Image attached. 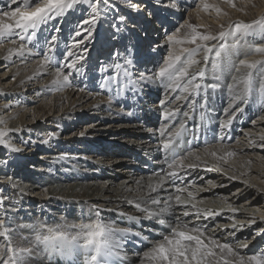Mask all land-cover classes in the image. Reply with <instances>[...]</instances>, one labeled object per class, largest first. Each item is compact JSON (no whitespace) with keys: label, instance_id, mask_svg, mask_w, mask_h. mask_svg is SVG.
Instances as JSON below:
<instances>
[{"label":"bare ground","instance_id":"bare-ground-1","mask_svg":"<svg viewBox=\"0 0 264 264\" xmlns=\"http://www.w3.org/2000/svg\"><path fill=\"white\" fill-rule=\"evenodd\" d=\"M194 1L177 0L180 7L171 9L157 5L155 0H101L99 19L92 25L84 21L92 18L94 0H80L64 15L41 24L32 39L19 29L0 35V70L8 67L0 75V121H3L0 128L11 130L7 140L23 144L20 151L0 145V198L3 199L0 218L5 219L8 227L88 223L97 218L98 208L99 217L117 228L129 225L117 211L151 217L137 231L147 242L141 243L142 250L127 254L125 264H140L143 251L160 240L158 236L168 235V230L177 224H187L189 229L200 228L206 242L211 237L221 244H229L240 256L264 250V140L261 139L264 100L258 92L259 77L254 82L253 94L245 103L234 102L243 88V85L229 87L233 83L232 76L236 75L234 71H225L219 82L211 75H206L203 81L199 78L193 81L204 85L219 83L216 89L204 91L202 88L199 95H189L182 88L173 91L159 81H143L132 95L128 94L129 88L117 94L118 86L123 88L126 81L101 86L105 77L115 75L110 65L123 63V58L116 60V51L126 55V50L131 49L135 78L138 72L151 76L170 51L192 47L185 44L170 48L167 39H158L161 32L169 31L174 25L178 24L173 32L185 21L203 24L215 34L221 31V24L227 28L230 22H248L264 14V0H236V8L222 0H208L209 4L223 10L219 15L214 9L204 11L200 0L195 4ZM130 3L138 4L139 9L131 8ZM33 6L25 9L21 0L17 3L0 0V19L14 23L2 13L16 7L31 11ZM241 8L244 11H239ZM225 12L227 15L223 14ZM121 15L127 18L128 25L117 32ZM31 31L29 29L28 34L31 35ZM53 36L55 41L51 39ZM67 40L71 41L68 46ZM25 43L40 54L44 51L42 58ZM228 43H232L231 38ZM242 43L244 46L232 57L234 62L237 58L239 61L264 59V54L253 51L264 44V37L250 35ZM21 44L29 50L23 55L16 51ZM50 48L53 50L49 51ZM164 50L166 55L162 57ZM69 51L72 56H68ZM46 55L51 57L48 63H44ZM80 55L84 59L76 63V68L63 67L65 74L70 73L69 83L53 84L56 69L73 63ZM200 56L203 57V53L195 59L201 63L194 65L190 73L203 66ZM213 58L209 57V69ZM102 68L106 71H101ZM9 78V82H3ZM181 84L188 85V78ZM49 92L54 95L47 98L45 95ZM32 94L43 96L42 103H35L38 98L30 103L27 95ZM185 96L187 99L183 98ZM204 99L215 111H220L218 118L222 121L231 118V121L236 119L246 124L238 129L236 140L220 139L210 146L187 152L182 156L183 167L176 163L180 157L167 164L161 153L164 144L152 139L157 134L156 122L146 127L136 116L140 110L145 115L154 113V108L160 105H165L166 111L190 112ZM251 117L253 120L247 125ZM27 137L31 139L27 141ZM36 149L41 151L40 155H35ZM211 151H216L217 155H211ZM228 152L235 155H226ZM137 154H148L152 163L165 165L163 173L155 174L154 169L138 161ZM174 164L175 167H169ZM189 164L197 167H188ZM173 171L176 177L168 175ZM177 195L184 203H176ZM153 199L159 203L153 204ZM165 208L168 210L161 212ZM205 210L217 214L205 216ZM161 219L164 224L159 223ZM21 236L34 239L31 230L17 229L13 233V246H30ZM4 244V238L0 237V255H4ZM245 244L247 247H240ZM36 248L37 254L30 258V264H48L41 253L43 246ZM124 248L122 243L121 249ZM228 259L235 260V257Z\"/></svg>","mask_w":264,"mask_h":264},{"label":"snow or ice","instance_id":"snow-or-ice-1","mask_svg":"<svg viewBox=\"0 0 264 264\" xmlns=\"http://www.w3.org/2000/svg\"><path fill=\"white\" fill-rule=\"evenodd\" d=\"M13 3H17V0H12ZM25 9L32 6L31 11H21L20 7H16L12 11H6L2 13L3 17H9L14 20V23H5L0 19V35L13 32L15 29H19L25 34L31 29V35L28 39H32L36 36V29L46 23L48 20L65 14L66 10L73 8L80 0H21ZM223 3L228 4L232 8H236V0H222ZM157 5L164 8L177 9L180 5L177 0H155ZM101 0H95L92 4V18L84 21L85 24L95 25L99 19ZM200 5L204 11L214 9L217 15L222 13V9L216 4H209L208 0H200ZM129 6L134 9H139V5L130 3ZM239 11H244L243 8ZM227 15V13H223ZM151 15V13H149ZM120 27L117 28V32L124 30L128 21L123 15L119 17ZM208 26L203 24H193L189 21H185L179 28L176 29L171 35H168L166 43L170 48L174 45H192V47H181L179 50H172L169 52L168 58L164 60L163 64L159 66L158 70L153 72L151 76L138 72L136 77L133 78V69L135 67L133 54L131 49L126 50V55L119 51L115 52L116 60L123 58V63L114 62L110 67L114 68L115 75L105 77L102 87H108L113 82H123V88L118 86L117 94L128 88L130 85L135 87L139 86L143 81H159L166 85V88L173 91L181 89L189 95H199L202 88L204 91L207 89H216L219 83L202 84L193 83L198 78L203 81L206 75H211L213 79L219 82L221 75L225 71H234L236 75L232 76V85L230 88H234L237 85H243L242 93L237 95L234 99L239 100L242 103L247 102L249 96L253 94L254 82L259 77V96L261 100H264V59H241L236 64L232 57L244 46L242 42H245L250 35L259 34L264 37V14H261L259 18L251 21L237 20L230 22L228 27L225 28L223 24L220 25L221 31L213 34L210 30H207ZM205 29V30H201ZM58 32L59 29H56ZM91 36V31H89ZM77 36L80 32L76 33ZM23 39V37H21ZM231 38L232 43H228ZM52 41L56 40L53 36ZM216 41V43H210ZM222 41V43H221ZM54 48V45H53ZM53 49H49L52 51ZM21 55L24 51H29L23 44L16 49ZM256 53L264 54V44H261L253 49ZM203 53V66L199 67L195 73H190V69L194 65H199L200 60L195 59L197 55ZM71 51L68 52V56H72ZM214 56L211 62V69L208 68L209 57ZM84 59L83 55L77 56L76 60L68 65L58 67L56 69V76L53 80V84H67L69 83V74H65L63 67L76 68V63ZM51 57L45 56L44 63H48ZM79 71V70H77ZM101 71H106L102 68ZM185 78H188V85L181 84ZM191 89V91H190ZM187 99V97H183ZM175 111H165L164 116L166 118L175 115ZM237 111H243V109H237ZM3 121H0L2 124ZM231 124V118L225 123V127ZM183 125H181V129ZM10 129L3 127L0 128V145H4L12 151H20L19 148L11 144L6 139L7 133ZM19 131V129H17ZM84 133H80L83 135ZM173 135L179 136L180 132H176ZM264 140V136L261 137ZM47 143V141H45ZM173 145V140L170 138L167 140L163 147L169 149ZM211 155H217L216 151H211ZM190 155H192L190 153ZM226 155L234 156V152H228ZM199 158V157H197ZM223 159V157H220ZM184 157H180L177 160V164L183 167ZM176 165H169L170 168ZM188 167L195 168L196 164H189ZM170 177H176L175 171L168 174ZM9 182L11 178H9ZM13 186H17L13 184ZM160 184H157L159 187ZM151 187V185H150ZM153 191L156 188L152 189ZM23 191V189H21ZM177 191H181L177 189ZM176 203L181 204L184 201L180 196L175 197ZM153 204L159 203L158 200L153 199ZM3 206V199L0 198V207ZM196 207V205H192ZM168 209H161V212ZM199 211V209H197ZM235 211V209H233ZM188 213H185L187 215ZM217 213L205 210V216H212ZM97 218L88 223L79 224H57L54 226L37 223L29 225H17L16 228H10L6 225V221L0 218V237L5 240L4 255H0V264H30V258L37 254V245H42V251L49 254H56L69 259L75 258L73 264H112L113 259L119 256V249L122 248V238H125L130 229L117 228L112 224L105 223L99 217V209H96ZM151 218V217H149ZM160 224H164L165 221L161 219ZM17 229H29L34 235V239L30 237L21 236L22 240L28 241L30 246H13L12 238L13 233ZM139 235V233H136ZM204 234L200 228H188L187 224H177L176 227H172L168 235H163L162 238L151 244L147 250L143 251L140 264H264V250H260L250 256H240L239 253L232 248L229 244H221L211 237L203 238ZM144 239H147L146 237ZM240 247H247V245H240ZM217 249L219 251H217ZM235 257V260L228 259V257ZM6 257V259H5Z\"/></svg>","mask_w":264,"mask_h":264},{"label":"rangeland","instance_id":"rangeland-1","mask_svg":"<svg viewBox=\"0 0 264 264\" xmlns=\"http://www.w3.org/2000/svg\"><path fill=\"white\" fill-rule=\"evenodd\" d=\"M197 1L198 0H195L194 1V4L195 3H197ZM93 3H95V0H94V2ZM102 3V2H101ZM33 5H34V3H33ZM102 4H100V6H101ZM178 25V24H177ZM177 25H174L173 26V28H171L169 31L167 30H164L163 32H161L160 34H159V36H158V39L160 40V41H164V39H167V37H168V34H171V32H173L174 31V29L176 28V26ZM162 31V30H161ZM166 32V33H165ZM168 32V33H167ZM166 34V35H165ZM24 36L25 35H28V36H30V34H23ZM71 41H69V40H67L66 41V44H67V46L69 45V43H70ZM25 46H27L30 50H32V51H34L37 55H41L40 56V58H42V55L44 54V51H43V53L42 54H40L36 49H34L31 45H29L28 43H25L24 44ZM166 54H165V50L163 51V53H161V56L162 57H164ZM200 58H202V56H200ZM201 61V60H200ZM238 61V63H239V58H237L236 59V61L235 62H237ZM52 66V65H51ZM8 69V67H5V68H1V70H0V75L3 73V72H5L6 70ZM155 70H158V69H155ZM10 75V73L9 74H7V76H9ZM6 76V77H7ZM4 79H6V78H4ZM10 81V78H9V80H4L3 82H9ZM44 83V82H43ZM42 85H44V84H42ZM8 87V86H7ZM88 90V89H87ZM160 94V93H159ZM52 95H54V93H52V92H49V93H47L45 96H47V98H49V97H51ZM31 96H33V97H36V96H34V94H32V95H27V99H29V102L31 103V102H33L34 101V99H37L38 98V100H35V103H42V100H40V99H43V96L42 97H36V98H33V97H31ZM160 96V95H159ZM159 96L157 97V99H159ZM106 97V96H105ZM109 102V101H108ZM29 107H31L32 105H28ZM252 117H251V119H250V121H249V123L247 124V125H249L251 122H252ZM113 125H114V123H113ZM236 137H237V135H236ZM28 138H30L31 139V137H27V141L28 140H30V139H28ZM238 138V137H237ZM237 138H235L234 140H236ZM10 141V143L11 144H13V145H15V147H17V148H19L21 145H23V144H21V143H19L18 141H16V140H9ZM31 142V141H30ZM23 147V146H22ZM37 150V152L35 153V155H40V153H41V151H39L38 149H36ZM114 169V168H113ZM116 170V172L117 173H120V171H118V169H115Z\"/></svg>","mask_w":264,"mask_h":264}]
</instances>
